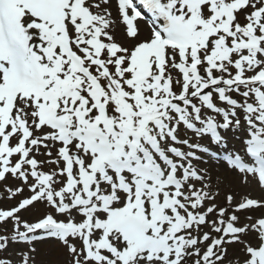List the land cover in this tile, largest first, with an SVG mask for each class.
Returning a JSON list of instances; mask_svg holds the SVG:
<instances>
[{"label": "snow or ice", "instance_id": "1", "mask_svg": "<svg viewBox=\"0 0 264 264\" xmlns=\"http://www.w3.org/2000/svg\"><path fill=\"white\" fill-rule=\"evenodd\" d=\"M0 185V264H264V0H0Z\"/></svg>", "mask_w": 264, "mask_h": 264}, {"label": "rangeland", "instance_id": "2", "mask_svg": "<svg viewBox=\"0 0 264 264\" xmlns=\"http://www.w3.org/2000/svg\"><path fill=\"white\" fill-rule=\"evenodd\" d=\"M113 13L115 14L114 8H113ZM143 27L144 26H141L142 28L141 37H140L141 39L145 38L148 34L147 29ZM115 35L118 40L124 39L122 26H120L119 24L115 27ZM8 183L13 184L14 182L9 180ZM2 195H3V186L0 185V196ZM17 199H19V197H17ZM15 203H16V200L9 201L7 199H0V208H7ZM43 210L44 209L37 207L36 209H32L29 212H22L21 215L29 220H33L35 216L39 215L40 212H42ZM36 247L38 249L37 254H36L37 264H41L42 261L48 260L52 258L53 256H55V248L53 245L49 243H38Z\"/></svg>", "mask_w": 264, "mask_h": 264}, {"label": "bare ground", "instance_id": "3", "mask_svg": "<svg viewBox=\"0 0 264 264\" xmlns=\"http://www.w3.org/2000/svg\"><path fill=\"white\" fill-rule=\"evenodd\" d=\"M204 141H205V144H208L207 139H204ZM231 146H233L232 142H230V147ZM236 146L239 147V145H236ZM198 166L201 167V168L209 169L210 172H211V175L213 177V180L215 182H217V183L219 182V178L220 177L228 176V173H226V171H225L224 163L223 162H219V161H217L215 159H208L207 157H205L204 162L201 163ZM228 179L231 180L232 177L228 176ZM233 183H234V190L236 192H244L245 191V189L240 187L239 184H235V182H233ZM221 194L223 195V191H222Z\"/></svg>", "mask_w": 264, "mask_h": 264}]
</instances>
